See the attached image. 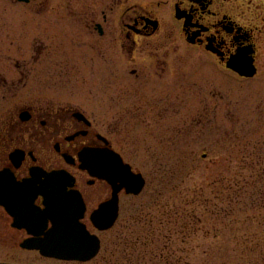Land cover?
I'll use <instances>...</instances> for the list:
<instances>
[{
	"label": "rangeland",
	"instance_id": "obj_1",
	"mask_svg": "<svg viewBox=\"0 0 264 264\" xmlns=\"http://www.w3.org/2000/svg\"><path fill=\"white\" fill-rule=\"evenodd\" d=\"M81 11L77 0H0V71L14 77L17 61H32V39L51 30V74L34 73L27 91L47 83L43 94L55 104L87 111L146 180L141 195L122 196L119 221L101 233L100 256L90 264H264V69L243 80L181 53L161 54L166 63L153 66L146 49L135 53V63L117 59L116 79L102 63L106 76L98 86L91 68L100 61L64 54L62 39L76 36ZM163 43L160 37L143 45ZM15 111L16 101H0L1 128ZM106 191L100 189L101 202Z\"/></svg>",
	"mask_w": 264,
	"mask_h": 264
},
{
	"label": "flooded vegetation",
	"instance_id": "obj_2",
	"mask_svg": "<svg viewBox=\"0 0 264 264\" xmlns=\"http://www.w3.org/2000/svg\"><path fill=\"white\" fill-rule=\"evenodd\" d=\"M23 1L35 5L49 0ZM77 1L82 11L76 18V36H65L64 45L61 44L66 49L67 59H89L93 65L96 59L100 61L97 69L91 68L98 86L105 80L106 74L101 71L107 70L105 66L109 77L116 79L117 59L126 64L135 63V53L142 54L146 49H152L148 57L154 61L153 66L166 63L160 62L161 54L168 57L181 53V58H189L192 63L205 64L209 60L208 63L243 80L253 79L240 77L232 67H245L244 62L249 61L257 71L255 78L264 69V0ZM32 16L50 17L49 14ZM48 32L45 39H32V61L23 65L17 61L14 77L0 69V101H16V113L11 115L6 128H1L0 121V173L8 174L0 177V191L3 187L15 188L16 212L19 213L12 217L0 205V251L10 252L6 258H0V264H90L99 258L102 250L100 236L105 232L94 226L91 217L112 198L113 187L83 170L82 165L85 160L95 161L97 152L115 150V146L101 134L99 125L87 111L69 102L60 107L43 94L48 89L47 83L35 86V93L27 91L34 73L38 78L51 74V63L46 61L51 54L47 44L53 42V36ZM160 37L163 45H143ZM102 63L105 66H101ZM67 64L70 62L65 67H69ZM37 65L42 67L37 69ZM79 73L85 72L80 68ZM63 74L67 73L63 70ZM133 74L141 75L137 70L132 71ZM20 101L28 103L18 105ZM102 187L108 194L103 202L100 200ZM123 195L125 191L120 193V210ZM67 196L74 197L76 204L72 211L84 213L80 223L93 236L91 243L95 246V238L100 239V252L88 262L75 256V252L81 250L77 233L69 231L66 237L54 236V222L43 216L54 201ZM30 201L32 206L27 205ZM69 234L75 236L69 237ZM88 250L93 251V245Z\"/></svg>",
	"mask_w": 264,
	"mask_h": 264
},
{
	"label": "water",
	"instance_id": "obj_3",
	"mask_svg": "<svg viewBox=\"0 0 264 264\" xmlns=\"http://www.w3.org/2000/svg\"><path fill=\"white\" fill-rule=\"evenodd\" d=\"M30 2V1H20ZM245 67H232V70L245 78H254L256 69L249 61L244 62ZM83 169L88 170L92 175H95L103 180H106L113 187V198L107 203H104L92 215V222L101 231L111 229L119 216V194L122 190H126L128 195H140L146 185V181L141 173H135L132 167L125 164L120 155L112 151L98 152L95 161H84ZM76 204L74 197L67 196L61 201H54L44 213V217L51 219L54 222V236L59 235L65 237L66 232L77 233V237L81 238L82 248L94 245L91 243L93 237L89 234L80 221L84 216L83 212L75 213L72 211V206ZM0 205L4 206L9 214L13 217L18 215L16 212V190H2L0 193ZM27 205L32 206V201ZM77 206H80L77 202ZM33 216L41 214L31 213ZM35 235H39L33 232ZM99 252V240L97 239L96 249L81 250L75 253L76 258L89 261L94 258Z\"/></svg>",
	"mask_w": 264,
	"mask_h": 264
}]
</instances>
